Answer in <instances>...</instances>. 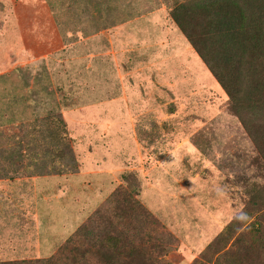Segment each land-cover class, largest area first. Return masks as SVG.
<instances>
[{
    "label": "rangeland",
    "instance_id": "374dc122",
    "mask_svg": "<svg viewBox=\"0 0 264 264\" xmlns=\"http://www.w3.org/2000/svg\"><path fill=\"white\" fill-rule=\"evenodd\" d=\"M180 2L0 0V152L19 126L38 144L55 112L77 162L29 176L0 153V262L48 258L118 189L172 234L160 264H192L232 221L264 225L248 208L264 201L260 141L171 21Z\"/></svg>",
    "mask_w": 264,
    "mask_h": 264
},
{
    "label": "trees",
    "instance_id": "16d2710c",
    "mask_svg": "<svg viewBox=\"0 0 264 264\" xmlns=\"http://www.w3.org/2000/svg\"><path fill=\"white\" fill-rule=\"evenodd\" d=\"M170 18L234 102L231 110L247 130L256 131L264 163V114L255 123L260 114L247 113L250 108L244 105L253 101L246 83H255L256 90L261 87V96L264 92V0H184L174 5ZM262 109L261 99L264 113ZM243 115L255 125L249 126ZM44 121L38 127L42 137L38 144L31 141L35 137L30 126L7 129L13 147L0 152L6 165L24 169L29 176L74 173L77 162L62 115L52 112ZM121 191L114 192L109 206L97 209L48 258L0 264H160L170 251L165 245L174 242L172 234H158L160 222L136 194L129 192L127 198ZM258 197L251 196L248 208L263 218L264 201ZM257 222L254 219L246 233L230 222L192 264H264V225Z\"/></svg>",
    "mask_w": 264,
    "mask_h": 264
}]
</instances>
